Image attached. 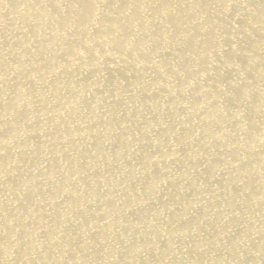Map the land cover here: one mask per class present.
Segmentation results:
<instances>
[{"label": "bare ground", "instance_id": "bare-ground-1", "mask_svg": "<svg viewBox=\"0 0 264 264\" xmlns=\"http://www.w3.org/2000/svg\"><path fill=\"white\" fill-rule=\"evenodd\" d=\"M0 264H264V0H0Z\"/></svg>", "mask_w": 264, "mask_h": 264}]
</instances>
